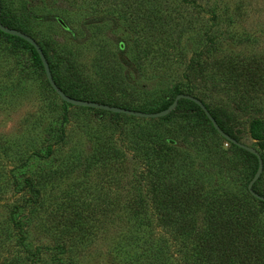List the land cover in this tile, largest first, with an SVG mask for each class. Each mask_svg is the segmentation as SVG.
Wrapping results in <instances>:
<instances>
[{
    "label": "rangeland",
    "instance_id": "374dc122",
    "mask_svg": "<svg viewBox=\"0 0 264 264\" xmlns=\"http://www.w3.org/2000/svg\"><path fill=\"white\" fill-rule=\"evenodd\" d=\"M212 1L218 18L209 33L216 42H207V54L215 52L228 60L255 59L264 67V0H207V4ZM0 6V14L13 18L41 48L51 49L53 71L62 89L78 81L82 97L145 111H153L154 105L163 102L171 73L163 85L157 84L156 72L150 70L146 56L141 55L138 63L141 75L134 76L133 58L121 55L123 71L129 75L123 91L99 83L87 68L89 58L104 48L110 55L116 53L112 39L129 41V34L114 19L111 4L94 0H0ZM26 11L45 17L30 18ZM207 18L206 14L201 16L195 23L197 29ZM90 19L97 20L98 33L92 24H84ZM60 20L73 30L75 38L61 29ZM109 22L113 26L107 29ZM99 38L110 42L102 45ZM72 51L82 56L77 71L67 69L63 61ZM233 75L228 74L224 87L209 89L210 96L203 95L202 100L208 109L213 106L212 100L226 105L241 100L261 108L246 106L226 117L237 140L251 146L261 159L251 187L264 195V141L252 137L250 124L253 118L264 120V78L248 96L241 75ZM219 78L212 73L213 80ZM162 116L167 117L155 124V130L161 129L181 154L189 152L190 141L188 130L181 127L183 116H193L188 119L200 122L192 129L193 137L198 131L211 134L205 121L195 117L202 115L177 107ZM151 125L139 116L63 102L45 83L43 71L33 62L29 49L8 46L0 36V264H121L122 254L112 243L125 225L124 210L119 205L129 195L133 171L142 166L134 154L136 144L129 140L148 127L153 129ZM104 139L108 143L104 144ZM221 146L225 144L221 142ZM112 149L114 157L110 155ZM223 156L231 160L226 172L232 178L219 165L216 169L203 168L200 181L207 184L212 169L213 175L219 174L220 182L236 188L248 207H256L257 201L247 196L244 187L256 167L254 155L226 150ZM107 167L119 172L112 175ZM23 180L32 184L30 192L23 187ZM28 193L35 200L21 219L24 227L17 231L7 214L13 205H22ZM113 199L119 205L109 204ZM250 220V225L258 229L254 243L257 260L264 264V209L256 211ZM54 244H61L63 250L55 252Z\"/></svg>",
    "mask_w": 264,
    "mask_h": 264
},
{
    "label": "trees",
    "instance_id": "16d2710c",
    "mask_svg": "<svg viewBox=\"0 0 264 264\" xmlns=\"http://www.w3.org/2000/svg\"><path fill=\"white\" fill-rule=\"evenodd\" d=\"M94 1L111 4L115 10L114 19H117L118 24L129 34L127 43L122 37L111 40L116 50L115 54L110 55L104 48L100 53L89 58L87 68L94 73L99 83L110 89L123 91L127 85L125 78L129 75L123 71L121 55L129 54V57L133 58L134 76L141 75L138 63H141V55L146 56L150 70L156 72L157 84L163 85L164 79L168 80V72L172 76V81L168 82L166 92L163 94V102L154 105L153 111L165 107L178 92L192 94L202 102L218 127L237 140L235 130L226 116L233 115L246 106L251 109L258 107L251 103L246 104L245 101L239 102L241 100L233 101L229 105L215 103L212 100L213 106L208 109L202 96L209 97V89L224 87V82L227 80L225 78L233 72V76L241 75L239 77L244 80L242 83L244 91L249 96L264 78V67H260L255 59L228 60L215 52L211 55L207 54V42L213 44L216 42L211 39L209 33L218 18L216 4L213 1L210 4H207V0L203 2L200 0ZM26 13L30 18L44 19L45 17L43 14H34L30 11ZM203 14L208 16L207 22L199 24L197 29L195 23L200 22ZM0 22L7 27L26 33L13 18H9L5 13L0 14ZM58 24L61 29L68 30L70 36L75 38L73 30L63 20H60ZM84 24H92L94 31L99 32L96 19L87 20ZM112 26L113 23L109 22L106 28L109 29ZM95 32L93 35L96 34ZM0 36L8 43V46L27 47L33 62L41 67L37 54L28 42L1 30ZM107 41L110 42V40L99 38L102 45ZM38 47L46 60L52 80L63 93L74 98L94 100L82 97V88L78 81H75L73 87L67 90L62 89L53 71L51 49H43L39 45ZM81 57L76 51L67 54L63 59L65 67L77 71L81 67ZM224 71L228 74H224ZM212 73H216L220 78L213 80ZM45 83L48 85L46 79ZM97 102L130 108L107 100ZM177 107L184 112L202 115L195 117H201L205 121L211 134L203 132L200 134L198 131V134L193 137L192 129L200 122L188 119L193 116H183L185 118L181 127L184 131L188 130L187 135L190 136V141L189 152L185 151L181 154L174 145H171L169 138L161 129L155 130V124L167 116L140 117L151 123L153 128L148 127L146 132L129 140V142L133 140L136 144L137 151L134 154L136 159L141 161L142 166L133 171L134 174L128 185L129 195L122 199L120 205L117 199L109 201V204H117L124 210L122 216L125 225L120 227L117 237L112 242L114 250L122 254L119 258L120 263L262 264L257 260L258 254L255 247L258 229L250 225V218L255 216L256 211L264 209V201L251 196L244 186L247 196L258 203L256 207H248L240 194H237L236 188L231 189L220 182L219 174L215 172L213 175L212 169L208 171L207 184L203 182L204 180L200 181L205 167L208 169L213 166L216 169L219 165L225 175L231 179V175L226 172L231 160L223 156L224 152L226 150L249 152L220 136L194 102L178 98L173 108ZM130 109L145 111L139 108ZM250 124L254 129L252 137L264 141V120L259 121L253 118ZM221 142L225 144V147L221 146ZM105 143L108 141L104 139ZM110 155L116 156L114 149L111 150ZM201 161H203L202 164ZM107 169L112 175L119 172V169L114 167H107ZM14 186L17 187V184ZM23 187L30 192L32 184L25 182ZM251 189L253 190L252 187ZM209 191L213 194L207 195ZM29 194L22 205H13L7 214L9 223L17 231L24 227L25 224L21 219L26 216L35 200ZM21 240L19 236L18 241ZM52 248L55 252L63 250L61 244H54Z\"/></svg>",
    "mask_w": 264,
    "mask_h": 264
},
{
    "label": "water",
    "instance_id": "95a60500",
    "mask_svg": "<svg viewBox=\"0 0 264 264\" xmlns=\"http://www.w3.org/2000/svg\"><path fill=\"white\" fill-rule=\"evenodd\" d=\"M0 30L4 33L11 34V35L17 36V37L25 40L26 42H28L33 47L35 53L38 56L44 77H45L49 87L53 90V92L62 101L66 102V103L73 104V105H79V106L94 107V108H99V109H103V110H108L111 112L129 114V115H134V116H139V117H158V116H162V115L166 114L169 110H171L173 108V106L175 105L176 100L178 98H184V99H188V100L194 102L202 110L203 114L207 117V119L209 120V122L212 125V127L214 128V130L220 136H222L223 138L232 142L236 146H238V147H240V148H242V149H244V150H246V151H248L254 155V157L256 159V167H255V170L252 173L251 177L246 182L245 187H246V190L249 192V194H251V196H253L256 199L264 201L263 195H260L251 189V182L258 175V173L260 171V167H261V159H260L258 153L251 146H248V145H246V144H244L238 140H235V139L231 138L230 136H228L226 133H224L218 127V125L216 124L214 119L208 113L207 109L204 107L202 102L196 96H194L192 94H188V93L178 92V93L174 94L171 101L165 107H163L159 110H156V111H140V110L124 108V107H120V106H116V105H110V104H106V103H102V102H97L94 100L80 99V98H74V97L68 96L67 94L63 93L56 86L54 81L52 80L50 73H49V70H48L46 60H45L40 48L38 47L37 43L34 41V39L32 37H30L28 34L22 32L18 29L7 27V26L3 25L1 22H0Z\"/></svg>",
    "mask_w": 264,
    "mask_h": 264
}]
</instances>
